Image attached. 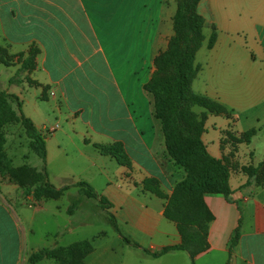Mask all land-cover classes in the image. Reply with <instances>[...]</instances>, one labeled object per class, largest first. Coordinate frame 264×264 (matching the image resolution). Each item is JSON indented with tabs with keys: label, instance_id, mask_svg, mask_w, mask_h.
I'll list each match as a JSON object with an SVG mask.
<instances>
[{
	"label": "crops",
	"instance_id": "1",
	"mask_svg": "<svg viewBox=\"0 0 264 264\" xmlns=\"http://www.w3.org/2000/svg\"><path fill=\"white\" fill-rule=\"evenodd\" d=\"M175 11L174 0H0V46L15 56L11 66L2 65L13 72L2 79L5 71H0V91L31 109L34 117L26 115L42 134L58 125L45 136L47 181L56 188L70 185L58 198L31 205L30 197L22 199L18 187L0 175V264H31L28 258L41 249L80 242L58 244L77 231L74 223L88 226L78 219L84 197L72 214L71 205L57 201L74 189L72 204L79 181L106 199V212L100 209L114 217L118 230L86 240L93 251L84 264H264V177L257 182L241 171L264 160V0L198 5L205 39L194 58L191 90L230 111L229 118L209 114L201 140L210 156L230 166L231 194L204 197L212 215L208 248L192 261L184 251L156 259L144 252L181 242L176 224L163 215L166 200L142 186L153 178L165 196L173 192L163 136L144 86L173 35ZM213 30L215 42L208 47ZM32 46L39 51L36 66L18 74V56ZM251 129L256 133L248 144L229 142L228 134L237 138ZM116 145L128 166L95 148ZM39 215L61 218L66 226L36 239ZM236 230L238 241L231 246ZM48 237L54 238L50 245L35 246ZM123 237L139 247L125 244Z\"/></svg>",
	"mask_w": 264,
	"mask_h": 264
},
{
	"label": "trees",
	"instance_id": "2",
	"mask_svg": "<svg viewBox=\"0 0 264 264\" xmlns=\"http://www.w3.org/2000/svg\"><path fill=\"white\" fill-rule=\"evenodd\" d=\"M201 0H174L176 11L172 17L173 35L164 52L154 59L155 71L144 86L151 95L153 116L159 122L164 137L165 152L171 164V177L176 180L170 197L165 196L157 179H145L143 190L166 200L164 217L177 226L181 242L178 245L162 248L155 253L144 250L151 258L156 259L174 251H184L191 261L207 248V231L212 215L204 203L207 195H220L225 199L231 194L229 186L230 166L227 162L210 156L201 136L205 132V122L209 114L229 118L227 111L217 102L196 95L191 90V83L197 74L194 58L204 42L203 18L198 13ZM215 42V31L210 35L208 47ZM38 49L30 47L27 54L19 55L22 59L19 73L30 72L35 68ZM15 56L9 54L6 47L0 46V64L11 66ZM203 111L197 114L193 108ZM20 125L33 153L42 162L40 170L21 167L14 169L8 160L5 143V127ZM256 131L251 129L237 138L228 134L229 141L235 144H248ZM101 154L114 157L120 164L128 166L120 145L103 147L95 146ZM26 174L25 182L19 180V172ZM241 171L249 178L255 177L259 182L264 177V160L256 168L242 167ZM0 175L18 187L20 197H32L34 203L47 199H56L70 188L65 185L56 188L47 181L46 173V137L21 112V103L14 95L0 91ZM79 188V197L68 208L72 214L81 204V197L97 199L108 206L106 199L99 196L86 182L79 181L73 185ZM111 226L117 230L114 217L108 214ZM118 231V230H117ZM238 230L231 239V246L238 241ZM123 242L139 247L123 237ZM93 251L91 241L75 242L67 247L56 249L44 248L33 253L28 261L35 264L41 260H53L59 264H84L86 257Z\"/></svg>",
	"mask_w": 264,
	"mask_h": 264
},
{
	"label": "rangeland",
	"instance_id": "3",
	"mask_svg": "<svg viewBox=\"0 0 264 264\" xmlns=\"http://www.w3.org/2000/svg\"><path fill=\"white\" fill-rule=\"evenodd\" d=\"M0 71H5L3 72L4 75L2 76V79H4L7 75L11 74L13 70L8 69L0 65ZM151 96V95H150ZM152 101V98H151ZM195 110H200V108H194ZM31 109L29 108H22L21 107V112L24 114V116L27 117L26 114H31L30 113ZM47 110L45 108L41 109L42 113H45ZM46 114V113H45ZM34 117V115H32ZM36 117V116H35ZM28 118V117H27ZM31 120V119H30ZM32 121V120H31ZM159 123V122H158ZM34 124V123H33ZM36 127V125H34ZM62 126V124H61ZM160 126V124H159ZM37 128V127H36ZM6 130V154L8 157V160L11 163V167L14 169H20L21 167H27L28 169H37L40 170L42 167V162L41 160L37 157L35 153L30 148L29 145V139L26 137L23 129L21 128L20 125L16 124L13 126H7L5 127ZM161 131V128H160ZM162 133V132H161ZM43 135L49 136V133L47 130L44 131ZM163 136V134H162ZM231 143V141H229ZM163 144H164V154L166 159L167 155L165 152V143H164V137H163ZM232 144V143H231ZM52 148H55V144L52 142L49 144L47 147V151L50 154L52 152ZM52 159L50 164L52 163ZM169 162V161H168ZM170 164V162H169ZM34 166H39V168H35ZM52 166V165H51ZM47 170V169H46ZM170 178L172 180V190L174 187V184L176 182L175 179L171 177V164H170ZM19 180L22 182H25L26 179V174H23V172H19V175H17ZM5 181H8L7 178H4ZM9 182V181H8ZM11 183V182H10ZM13 184V183H11ZM15 185V184H13ZM16 186V185H15ZM77 197V190H70L69 192L65 193L62 198H60L58 201L59 205H71L72 198ZM31 198V205H34L33 199ZM26 200L27 198H22ZM33 200V201H32ZM84 205L82 206V212L79 214L78 219H83L84 221H88L86 227L80 228L79 226H76L74 223L73 227L76 230H74V234H69L68 236H65L63 239L64 241L58 242L59 245L61 244H67L70 242H75L76 240L80 241H86L90 239L92 236L104 232L112 235V226L110 225L109 218H108V212L105 214L102 210L105 211L106 207L105 205L100 204L97 200L91 199V198H83ZM99 208V209H98ZM102 210H101V209ZM106 212V211H105ZM35 238L39 239L43 234L45 233H52V232H60L61 229H63L66 226V223L64 220L61 218H56V219H51L47 217V215H39L36 217V222H35ZM77 227V228H76ZM64 232V231H63ZM54 241L53 237H48L47 240H40V243H37L35 246H41L40 244H47L50 245L51 242ZM103 243V242H102ZM51 248V249H56ZM87 258V257H86ZM99 259V258H98Z\"/></svg>",
	"mask_w": 264,
	"mask_h": 264
},
{
	"label": "built area",
	"instance_id": "4",
	"mask_svg": "<svg viewBox=\"0 0 264 264\" xmlns=\"http://www.w3.org/2000/svg\"><path fill=\"white\" fill-rule=\"evenodd\" d=\"M58 128V125L53 126L51 129H48L47 132L50 134Z\"/></svg>",
	"mask_w": 264,
	"mask_h": 264
}]
</instances>
